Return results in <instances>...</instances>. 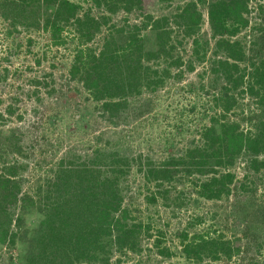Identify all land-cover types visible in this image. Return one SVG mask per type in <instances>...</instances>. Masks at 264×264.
Segmentation results:
<instances>
[{
  "label": "rangeland",
  "instance_id": "1",
  "mask_svg": "<svg viewBox=\"0 0 264 264\" xmlns=\"http://www.w3.org/2000/svg\"><path fill=\"white\" fill-rule=\"evenodd\" d=\"M69 1L79 6L76 16L88 13L98 21L91 41L86 43L91 47L100 46L103 37L113 29L139 24L145 13L168 16L174 28L173 54L183 61L192 59L194 69L183 71L179 79H166L164 86L156 91L144 89L138 95L128 96L127 107L110 121L103 110L97 109L100 102L92 100L80 81L69 77L73 55L80 45L75 38L73 20L62 26L60 39L64 43L54 45L46 30L26 31L18 27L12 35L7 34L9 27L0 17V173L6 174L8 167L15 165L13 178L20 187L8 235L0 241V264L24 263L23 256L44 217L46 190L60 161L72 160L75 156V160L82 161L85 156L95 154V150L107 153L116 150L133 158L126 175L127 189L122 204L129 211L127 221L141 226L136 249L123 253L112 250L106 264H244L252 255L258 264H264L263 239L257 245L253 242L257 252L245 254L243 251L242 255L239 253L230 259L204 257L198 261L182 251L184 232L189 237L221 235L235 241L243 250L249 242V230L244 225L249 224L250 231L257 225L247 217L250 208L242 206L243 194L238 188L233 185L227 198L206 200L193 191L189 183L193 177L187 176L186 167H179L161 185L147 179L138 169L141 165L138 156L141 162L150 160L155 164L166 158H179L198 140L201 125L207 123L202 104L215 96L223 83L220 78L212 80L215 76L209 69L214 59L223 57L215 49L218 36L212 35L207 16V7L214 0H141L139 10L118 8L114 12L95 5L94 0ZM187 2L196 4L201 20L195 33L183 36L175 19ZM247 9L242 14L247 25L228 38L239 41L247 62L258 63L264 59V0H247ZM141 35L145 46H151L153 30L142 29ZM236 97L237 109L230 116L237 118L240 130L254 133L259 128L257 122L264 121V108L244 92H237ZM11 107L14 112L8 114L7 109ZM192 107L195 112L191 111ZM14 142L21 145L18 152L12 151ZM249 158L250 155H242L236 160L235 183L245 181L255 185V196L264 202V166L254 172ZM258 160L264 161V153L258 155ZM164 189H168L167 194ZM153 194L155 200L147 201L146 197Z\"/></svg>",
  "mask_w": 264,
  "mask_h": 264
},
{
  "label": "trees",
  "instance_id": "2",
  "mask_svg": "<svg viewBox=\"0 0 264 264\" xmlns=\"http://www.w3.org/2000/svg\"><path fill=\"white\" fill-rule=\"evenodd\" d=\"M94 3L113 12L118 8L131 11L142 7L141 0H94ZM78 7L69 0H0V17L9 27L7 34L12 35L18 27L26 31L46 30L54 45L64 43L60 39L62 26L73 20L78 44L85 42L76 47L69 77L80 81L92 100L100 102L97 109L103 110L110 121L127 107L128 96L138 95L144 89L156 91L164 86L166 79H179L183 71H193L192 59L183 61L173 54L174 28L168 16L154 17L145 13L139 24L113 29L103 37L100 46L91 47L86 43L91 41L98 21L88 13L76 16ZM247 10V0H214L207 7L212 35L218 36L215 49L223 54L211 62L209 69L215 76L212 80L220 78L223 83L217 94L202 104L208 118L198 131V140L179 158H166L158 164L150 160L141 162L140 156L137 157L141 164L139 171L156 185L169 181L180 168L186 167L187 176L193 177L190 186L201 198H227L233 185L242 192V206L250 208L247 217L257 225L253 231L249 224L244 225L249 230L248 244L242 250L235 241L221 235L192 234L189 237L182 233V251L198 261L204 257L230 259L233 255H242L243 251L245 254L257 252L258 247L253 242L257 245L259 239L264 241V202L255 196V185L245 181L235 183L233 171L236 160L242 155H250L249 164L254 172L264 166V161L258 160V155L264 153V121L259 120V128L250 133L240 130L237 118L230 116L235 115L237 109V92H244L257 106L264 108V59L258 63L247 62L239 41L228 38L247 25V19L242 17ZM176 17V26L183 36L197 31L201 14L194 2L184 4ZM145 28L154 32V40L148 47L141 35ZM195 42L197 53L198 43ZM191 111L196 109L192 107ZM13 112L12 107L7 109L8 114ZM20 147L14 142L12 151L18 152ZM75 159L76 156L60 161L44 196V217L22 264H106L112 250L123 253L136 249L141 226L127 221L129 211L122 204L127 189L126 175L133 158L116 150L108 153L95 150V154L85 156L82 161ZM15 173V165L9 166L6 174L0 173V241L8 235V225L19 198ZM164 192L167 194L168 189ZM146 199L153 202L154 194ZM195 220L199 222V218ZM159 253L164 251L159 250ZM248 259L244 264H258L254 255Z\"/></svg>",
  "mask_w": 264,
  "mask_h": 264
}]
</instances>
